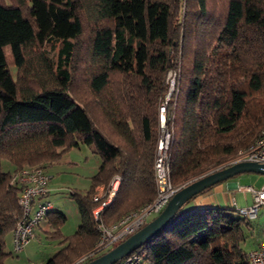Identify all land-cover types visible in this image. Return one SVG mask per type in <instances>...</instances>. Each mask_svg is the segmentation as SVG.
Listing matches in <instances>:
<instances>
[{
    "label": "trees",
    "instance_id": "obj_1",
    "mask_svg": "<svg viewBox=\"0 0 264 264\" xmlns=\"http://www.w3.org/2000/svg\"><path fill=\"white\" fill-rule=\"evenodd\" d=\"M169 70L177 71L167 126L178 186L220 168L264 129V0H0V158L13 166L0 168V264L21 213L12 172L47 168L80 144H91L100 163L88 189L70 190L80 223L44 264H80L111 248L95 250L93 188L121 176L100 217L107 225L155 197ZM188 201L135 250L141 260L250 264L241 247L248 218ZM45 218L61 237L66 216Z\"/></svg>",
    "mask_w": 264,
    "mask_h": 264
},
{
    "label": "built area",
    "instance_id": "obj_2",
    "mask_svg": "<svg viewBox=\"0 0 264 264\" xmlns=\"http://www.w3.org/2000/svg\"><path fill=\"white\" fill-rule=\"evenodd\" d=\"M168 89L158 105L159 137L154 156V180L156 186L155 197L136 210L124 214L113 224H105L101 219L103 210L114 199L121 182V176L114 174L108 185L96 186L92 199L96 203L92 214L97 220L98 238L95 250L100 251L111 247L117 241L123 240L144 225L149 216L158 214L165 206L169 198L177 188L173 187L169 171V147L171 129L167 121L172 118L167 110L170 100H173L177 92V71L169 70L166 75ZM241 161H253L264 164V129L259 133L255 141L248 147L237 151L236 155L220 167ZM51 174L41 166H25L12 172L11 182H18L20 190L17 202L21 213L17 216L14 228L11 232L12 251L18 252L35 237V228L46 214L53 209L50 200L45 199L48 192V183ZM238 190L251 194V202L243 207H237L236 211L247 217L254 218L258 209L264 204V183L259 187L253 185L238 186ZM93 255L89 253L88 255ZM86 256L80 258L83 260ZM141 256L138 251H132L113 264H139ZM250 264H264V239L256 247L248 252Z\"/></svg>",
    "mask_w": 264,
    "mask_h": 264
},
{
    "label": "rangeland",
    "instance_id": "obj_3",
    "mask_svg": "<svg viewBox=\"0 0 264 264\" xmlns=\"http://www.w3.org/2000/svg\"><path fill=\"white\" fill-rule=\"evenodd\" d=\"M214 1L216 2V0ZM221 4L222 3H217V10L220 8ZM54 54L55 53H53L52 50L49 51L50 56H53ZM92 151L93 146L91 144H80L78 147H73L64 152L59 161L48 166V171L53 175L54 183L53 189L50 190L48 197L53 207L64 213L66 216L65 222L61 227V232L64 235L72 234L80 223V217L76 205L69 196L70 190L88 189L90 186L89 178L95 173L97 165L100 163L99 156ZM0 168L5 171H12L13 166L6 159L0 158ZM229 180L231 182H237L238 186L253 185L259 187L264 183V175L255 172H243L230 177ZM107 183L96 184L93 188V193L96 186L104 185V187H106L108 185ZM183 185L184 184L178 186L173 185V187L178 189ZM234 194L239 195L242 193L235 192ZM187 204L188 203L185 205ZM237 207L243 206L239 204ZM233 208L235 207L233 206ZM154 216H156V214L149 216L144 224ZM247 220L248 224L242 225L245 240L242 242L241 247L244 251L249 252L264 239V204L260 206L258 214L254 218H248ZM59 240L60 239L55 237H49V234H46L44 231L35 229V237L26 244L22 250L13 252L11 233H9L5 237L4 249L11 253L6 257L4 262L5 264H44L45 261L60 248L61 245L58 243ZM120 241H117L115 244ZM78 261L81 260L78 259ZM140 264H147L146 260L142 259Z\"/></svg>",
    "mask_w": 264,
    "mask_h": 264
},
{
    "label": "water",
    "instance_id": "obj_4",
    "mask_svg": "<svg viewBox=\"0 0 264 264\" xmlns=\"http://www.w3.org/2000/svg\"><path fill=\"white\" fill-rule=\"evenodd\" d=\"M243 172H255L264 175V164L253 161L236 162L191 179L178 188L162 210L146 224L105 252L80 264H113L117 262L163 229L187 200L206 188Z\"/></svg>",
    "mask_w": 264,
    "mask_h": 264
},
{
    "label": "crops",
    "instance_id": "obj_5",
    "mask_svg": "<svg viewBox=\"0 0 264 264\" xmlns=\"http://www.w3.org/2000/svg\"><path fill=\"white\" fill-rule=\"evenodd\" d=\"M97 167H98V165H97ZM46 170L48 171V167L46 168ZM53 185H54L53 175L51 174V179L48 183V192L45 195V199L49 200L48 196H49L50 190L53 189ZM237 187H238V183L237 182H231L229 179H227L223 182L216 183L213 186L207 188V190L205 189L202 192H200L197 195L190 198L189 201L187 202L188 204L185 207L197 208V207L214 206V207H229V208H231L235 205L238 206L239 204H241V206L249 204L251 202V194L248 192L240 191V190H238ZM207 191H209V192H207ZM235 192H239L242 194L244 193V194L243 195L242 194L235 195L234 194ZM234 203H235V205H234ZM76 209H77V207H76ZM52 210L59 211L58 209H55L54 207ZM62 225L59 227L61 237H56L58 239H61L63 236H67L61 232ZM35 229L44 231L46 234H49V237H52L51 233L54 232V230H55V229H53V227L50 226V224H48V221L45 217L40 220V222L37 224Z\"/></svg>",
    "mask_w": 264,
    "mask_h": 264
},
{
    "label": "bare ground",
    "instance_id": "obj_6",
    "mask_svg": "<svg viewBox=\"0 0 264 264\" xmlns=\"http://www.w3.org/2000/svg\"><path fill=\"white\" fill-rule=\"evenodd\" d=\"M119 261V260H118Z\"/></svg>",
    "mask_w": 264,
    "mask_h": 264
}]
</instances>
